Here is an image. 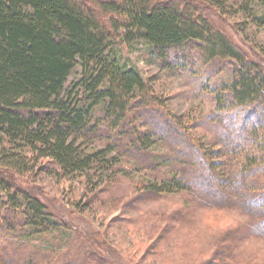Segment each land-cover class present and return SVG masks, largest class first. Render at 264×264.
I'll list each match as a JSON object with an SVG mask.
<instances>
[{"label": "trees", "instance_id": "16d2710c", "mask_svg": "<svg viewBox=\"0 0 264 264\" xmlns=\"http://www.w3.org/2000/svg\"><path fill=\"white\" fill-rule=\"evenodd\" d=\"M96 1L110 25L76 0H0V231L26 239L55 223L13 175L27 177L39 164L62 179L83 177L95 191L126 175V162L147 176L137 200L191 197L175 211L181 222L197 205L218 218L226 210L246 216L218 233L220 249L235 260L240 242L264 238V68L203 11L224 14L229 0ZM253 1L234 6L249 11ZM115 40L143 41L173 72L198 76L217 60L235 63L232 82L214 92L215 107L197 123L219 147L189 132L197 121L164 109ZM17 256L0 264H32L26 253Z\"/></svg>", "mask_w": 264, "mask_h": 264}, {"label": "rangeland", "instance_id": "374dc122", "mask_svg": "<svg viewBox=\"0 0 264 264\" xmlns=\"http://www.w3.org/2000/svg\"><path fill=\"white\" fill-rule=\"evenodd\" d=\"M76 1L93 9L103 22L109 19V15L100 12L96 0ZM235 2L229 0L230 7L224 14L217 8L203 7V11L235 45L264 68V17L258 18L264 14V0L251 2L249 11H238ZM114 48L123 61L139 69L154 92L165 100L164 109L185 122L197 121L189 132L206 139L209 146L216 144L213 134L197 123L215 107L214 92L232 82L233 61L217 60L194 76L188 71L163 68L143 41L115 40ZM157 150L161 151V146ZM126 165L124 162L126 175L101 184L95 191L86 187L83 177L62 179L39 168V164L27 177L13 175L14 184L37 195L55 223L27 240L20 232L7 233L4 228L0 231V258L16 260L20 251L33 259L32 264H264L263 237L251 235L240 242L235 248L238 256L235 260L220 249L218 233L246 216L226 210L218 218L195 205L196 216L181 222L175 211L188 208L187 200L191 197L178 194L137 200L138 181L146 180L147 176ZM5 218L12 221L15 216L7 214Z\"/></svg>", "mask_w": 264, "mask_h": 264}]
</instances>
